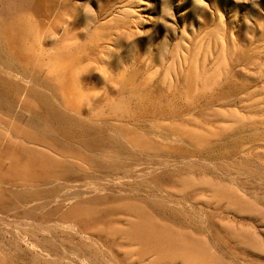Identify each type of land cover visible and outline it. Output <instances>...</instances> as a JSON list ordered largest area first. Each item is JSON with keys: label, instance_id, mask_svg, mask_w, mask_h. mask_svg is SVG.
Segmentation results:
<instances>
[{"label": "rangeland", "instance_id": "374dc122", "mask_svg": "<svg viewBox=\"0 0 264 264\" xmlns=\"http://www.w3.org/2000/svg\"><path fill=\"white\" fill-rule=\"evenodd\" d=\"M70 3L64 19L73 48L83 46L69 69L79 112L46 67L39 77L26 69L23 105L0 89V258L264 264V0ZM190 84L194 93L177 95ZM135 87L163 90L180 116L162 122L149 150L132 139L151 125L134 121ZM87 111L104 123L84 130ZM195 130L206 139L191 140Z\"/></svg>", "mask_w": 264, "mask_h": 264}, {"label": "bare ground", "instance_id": "6f19581e", "mask_svg": "<svg viewBox=\"0 0 264 264\" xmlns=\"http://www.w3.org/2000/svg\"><path fill=\"white\" fill-rule=\"evenodd\" d=\"M6 1L9 2V7L5 12L0 11V16H5L2 22H6L5 28L8 31V36L3 37L7 38L4 40L7 41L8 52L3 54L5 61L0 72L3 100L12 99L14 103L23 105V87L20 80L26 78V69L32 68L36 77H39L42 69L46 67V78L57 84L55 89L65 105L68 109L79 112V103L83 96L72 81L69 69L73 64L80 62L77 51H81L83 46L73 48V37L64 19V15L72 16L77 7L71 4L70 0H0V5ZM82 26L86 28L87 23L82 22ZM42 40L45 42L44 45L42 43V48H37L36 45L41 44ZM194 90V85L190 84L186 90L177 89L175 92L178 96L185 97ZM132 95L138 104L134 121H139V117H151V125L134 127L132 137L134 147L149 150L153 147L151 136L162 138L160 134L163 129L162 122L169 116L172 119V116L177 117V114L172 115V112L166 109L167 97L161 89L142 93L140 87H135ZM102 118L99 112L87 111L78 122L84 130H93L96 129L95 121L104 123ZM3 123L2 121L0 124ZM188 137L197 142L206 139L205 133L196 130L189 133ZM0 262L5 264L2 258Z\"/></svg>", "mask_w": 264, "mask_h": 264}]
</instances>
